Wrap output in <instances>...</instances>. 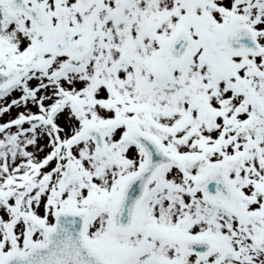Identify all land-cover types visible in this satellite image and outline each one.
<instances>
[{
	"label": "snow or ice",
	"instance_id": "6c2138e0",
	"mask_svg": "<svg viewBox=\"0 0 264 264\" xmlns=\"http://www.w3.org/2000/svg\"><path fill=\"white\" fill-rule=\"evenodd\" d=\"M0 264H264V0H0Z\"/></svg>",
	"mask_w": 264,
	"mask_h": 264
}]
</instances>
